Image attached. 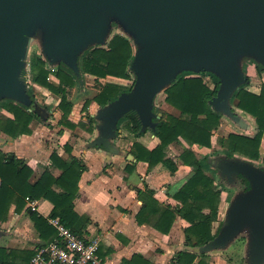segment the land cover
Here are the masks:
<instances>
[{"label": "water", "instance_id": "obj_1", "mask_svg": "<svg viewBox=\"0 0 264 264\" xmlns=\"http://www.w3.org/2000/svg\"><path fill=\"white\" fill-rule=\"evenodd\" d=\"M114 28L133 47L129 70L134 80L93 114L96 135L85 146L101 150L104 164L113 155L134 160L115 143L120 119L134 112L140 131L154 132L161 116L157 98L184 72L216 76L211 109L243 131L253 128L231 100L249 82L245 59L264 68V0H0V101L22 104L46 121L50 112L32 101L24 76L30 46L37 44L48 65L63 64L80 80V57L92 46H106ZM5 143L0 138V146ZM214 163L221 177L241 175L249 187L231 198L212 239L183 243L176 253L225 251L244 236V264H264V164L226 154ZM6 234L0 229V237Z\"/></svg>", "mask_w": 264, "mask_h": 264}, {"label": "trees", "instance_id": "obj_2", "mask_svg": "<svg viewBox=\"0 0 264 264\" xmlns=\"http://www.w3.org/2000/svg\"><path fill=\"white\" fill-rule=\"evenodd\" d=\"M132 56L131 42L122 34H113L105 47L92 46L82 54L79 59L81 73L94 76L93 86L97 89L92 99L85 100L84 110L91 101L103 106L121 92L130 89L112 83L102 84L98 78L107 75L129 78ZM186 73L188 72L179 75L163 92L164 101L173 108V111H160L161 116L155 119L156 126L153 133L158 138V143L153 148H148L137 140L142 132L134 112H129L120 119L118 126L126 118V123L123 125L130 137L126 135L123 140L131 141L126 145L127 151L137 161L147 162L149 170L157 164H161L171 173L178 169L179 163L191 168L185 181L173 192L168 193V196L176 201L174 204L159 202L153 197L154 190L147 187L144 191L136 189L142 205L135 218L138 223L148 220L159 231L167 233L175 219L180 217L189 223L183 229L184 242L195 246L206 243L216 234L212 231V226L218 215L221 196L212 176L206 172V160L197 158L189 147L195 144L205 148L212 146L211 137L221 123V114L213 111L208 104V100L216 94L218 81L216 80L214 87H210L201 75L184 76ZM50 74L58 79V83L49 79ZM29 78L32 83L60 97L57 105V109L61 112L59 125L73 131L77 127L92 130L93 118L90 114L84 122L74 123L69 119L74 105L72 97L77 78L68 67L59 64L55 70H51L47 67V62L34 53L29 61ZM232 102L242 112L254 117L256 132L252 136L230 132L227 136L218 137L217 142L223 147L227 156L241 154L252 160H261L264 164V157L261 158L259 150L261 139L264 137V83L258 93L249 90L246 85L241 86L233 94ZM3 109L9 114L1 113ZM37 117L34 112L28 110V107L5 99L0 107V132L11 138L30 134L31 122ZM58 132L62 133V130ZM180 139L187 142L189 147L179 153L168 154L169 145L178 143ZM63 147L68 156H62L53 149L49 155L50 163L44 166L38 175L34 174L24 158L15 154L13 158H9L8 153L0 149V223L9 219L12 206L15 212L23 211L37 232L39 241L36 246L53 240L56 231L48 223L47 218L38 211L28 212L27 197L50 201L53 207L49 216L58 218L77 234L81 233L78 226L81 217L74 209V199L78 192V182L87 166L81 157L72 154L71 144L65 142ZM134 164L135 162H128L125 169L133 170ZM54 169L59 170L57 175L53 174ZM35 247L0 244V264H29ZM121 264H151V262L143 255L134 253L130 258H124ZM168 264H210V262L206 253L180 251L176 256L171 257Z\"/></svg>", "mask_w": 264, "mask_h": 264}, {"label": "crops", "instance_id": "obj_3", "mask_svg": "<svg viewBox=\"0 0 264 264\" xmlns=\"http://www.w3.org/2000/svg\"><path fill=\"white\" fill-rule=\"evenodd\" d=\"M31 126V134H23L6 143L14 148L17 157L24 158L30 165L35 164L38 169L50 163L49 155L54 148L49 144L43 149L40 139L34 137L37 126L34 123ZM74 131L80 135L81 142L74 145L69 143L73 146L72 154L81 157L87 166L78 182V192L74 199V209L81 217L78 223L80 234L98 235L101 238L99 255L103 264H121L124 258H130L134 253L143 255L151 264H168L171 257L177 255V247L185 243L183 229L189 223L177 217L167 233L159 231L148 220L138 223L135 215L142 205V200L136 189L144 191L147 187L154 190L153 197L159 202L174 204L176 201L168 196V193L173 192L185 181L191 168L179 165L178 169L171 173L161 164H157L149 170L147 162L137 161L135 158L128 160L124 155H113L109 163L104 164L105 156L101 150L85 146L96 135L94 123L91 131L81 127ZM68 136L67 131H62L59 139H68ZM119 140L120 138L116 141ZM137 140L148 148H153L158 143V138L150 129L142 132ZM58 143L61 144L56 150L60 155L67 157L68 154L64 150L60 152L64 142ZM117 145L121 151L128 153L125 151L126 146L123 147L120 142ZM128 162H135L131 171L125 169ZM58 173V169L53 170L54 175ZM38 206V212L43 216L49 215L53 207L46 199H39ZM11 213H14V222L18 221L24 212H15L12 206L10 216ZM12 222L3 223H9L11 226ZM27 223L28 221H24V226H27ZM19 236L20 234L18 239L21 238ZM34 240V243H38V236Z\"/></svg>", "mask_w": 264, "mask_h": 264}, {"label": "rangeland", "instance_id": "obj_4", "mask_svg": "<svg viewBox=\"0 0 264 264\" xmlns=\"http://www.w3.org/2000/svg\"><path fill=\"white\" fill-rule=\"evenodd\" d=\"M113 34H121V31L117 28H114L112 31V35ZM34 53H37L38 55H40L38 46L35 43H33L30 46L29 57H31V55ZM57 66H54V69H56ZM243 70H244L245 74L249 77V82L245 84L246 87L249 90H251L255 93H258L260 91V87H261L262 83H264V68L252 60L245 59L243 61ZM28 73H29V69H28V71L24 72V75L26 78H27ZM201 73H204V74H201ZM201 73L188 72V73L184 74V76L201 75L210 87L215 86L216 80L218 81V86H219V80L216 76L211 74L215 77L214 78L213 76L210 75V73H207V72H201ZM51 79H52V81H54V83H58V79L55 76H52ZM94 79H95L94 76L87 74V73H83V74H81V79L76 80V86H75L73 97H72V99L74 101V105H73L72 111L69 115V119L74 123H77L80 121L84 122L87 115H89V114L93 118V123L95 121L93 114L96 113V110L100 107V105H98L95 101H91V103L88 105V107L85 110L83 109V105H84L85 100L86 99H92L93 96L97 93V89L93 86L94 81H95ZM98 80L102 84L112 83V84L120 85L124 89H129V87L131 88V86L133 84L134 78L132 75L129 78H120V77L107 75L105 77H99ZM218 86H217V88H218ZM30 88L31 89L29 90L30 91L29 94L31 96V99H35L39 106L45 108L46 110H50V113H49L46 121L42 120L41 117L38 116L37 118L33 119L31 122V125H32V123H34L38 128L37 132L34 134V137L35 138L38 137L40 139V141H41L40 143L42 145L41 147L44 149V146L52 144V147L54 149L58 150V147L61 144V143L59 144L58 141H61L62 143L63 142L64 143L65 142L72 143L73 145L75 143L81 142V139L79 138V136H80L79 134H77L75 131L69 129L68 127H63V126L58 124L59 123L58 120L60 118L61 112L57 109V105L59 103L60 97L58 95H55L54 93H52L51 91L47 90L44 87H34V86L30 85ZM2 102H3V100L0 101V107L2 105ZM231 102H232V100H231ZM232 104L234 105L233 102H232ZM164 110L165 111H173V108H171L170 106L167 105V103L164 101V94L161 93L157 98L156 112H160V111H164ZM1 113L9 114L4 109H3V111H1ZM241 113H243V115L247 118V120L252 124L253 128H251L250 130H244L243 131V130L239 129L228 117L221 115V123H220L219 127L213 131V134L211 137L212 146L210 148L201 147V146L196 145V144L191 145L189 147L187 142L180 139V141L178 143L170 144L169 145L170 147H168V150H167L168 154H170L172 152L179 153L182 149L189 147L194 151L197 158L206 160V168H205L206 172L210 176H212V178L214 180V185L216 186L217 189L220 190V196H221L218 215H217L216 220L213 222V226H212L213 232H217V230L219 229V227H220V225L224 219L225 210H226L231 198L234 196V194L238 191L246 190L249 187V185H248L247 188L244 189V186L239 181V178L237 177V175L234 177L233 180H229L227 177H221L217 173V169H216L215 165H213L211 162L212 159H219V157L221 155L225 154L223 147L217 142L218 137L227 136V134L230 132H238V133H242L245 135L252 136L256 132V123H255L254 117L250 116L248 114H245L244 112H241ZM121 123L122 124L119 127L122 130L121 131L122 136H119L120 140L118 142H120V144L123 147H125L126 144L129 143V140L124 141L123 137L126 135H128V137H130L128 130L123 125L124 123H126V118H124ZM31 128H32V126H31ZM60 129L62 131L68 132V135H69L68 139H64V140L59 139V136H61V134H62V133L58 132ZM0 138L5 139L6 142L16 139V138L8 137L1 132H0ZM118 142L115 141L116 144H118ZM63 144H62V149L60 152H63V150H64ZM0 149L4 153H8V154L13 153L16 155V151L8 143L1 145ZM126 150L127 149L125 148V151ZM259 150H260L261 158H263L264 157V137H262V139H261V144H260ZM234 155L243 156L241 154H234ZM243 157H245V156H243ZM245 158L249 159L247 157H245ZM249 160H252V159H249ZM252 161L257 162V163L262 162L261 160H252ZM27 164L32 168L35 175H38L44 167V165H43L42 167H40L41 169L40 168L37 169L35 164H32V163H31V165L29 163H27ZM39 165H41L40 162H39ZM179 165H183V164L179 163ZM9 217H10V219L5 221V222H8V221H9V223L12 222L14 219L13 218L14 213H11V216L9 215ZM24 221H28L27 226H24V224H23ZM9 223L8 224L7 223H0V229L7 231L6 235L0 237V244L7 245V246L11 245L14 247L34 248V245L36 244V242L34 243V241H35L34 239L38 235H37V232H36L32 222H31V220L26 215V213H23V216L20 217L18 219V221L14 220V222L11 223V226ZM21 229H23V230H21ZM19 234H20L21 238L18 239ZM244 245H245V237L239 236L233 242L231 247L228 248L227 250H225V251L215 250V251L208 253V260L211 264H219V263L220 264H244L245 263V258L243 256Z\"/></svg>", "mask_w": 264, "mask_h": 264}, {"label": "built area", "instance_id": "obj_5", "mask_svg": "<svg viewBox=\"0 0 264 264\" xmlns=\"http://www.w3.org/2000/svg\"><path fill=\"white\" fill-rule=\"evenodd\" d=\"M51 70L54 66L47 64ZM53 75H49L51 79ZM29 85L41 87L32 83L27 75ZM27 208L38 211V200L26 198ZM48 223L55 229L53 240L35 247L29 264H103L99 255L101 238L98 235L86 236L77 234L65 226L58 218L45 216Z\"/></svg>", "mask_w": 264, "mask_h": 264}, {"label": "flooded vegetation", "instance_id": "obj_6", "mask_svg": "<svg viewBox=\"0 0 264 264\" xmlns=\"http://www.w3.org/2000/svg\"><path fill=\"white\" fill-rule=\"evenodd\" d=\"M25 76V75H24ZM25 79H27L26 77H25ZM30 86V85H29ZM32 101H35L36 103H37V101L35 100V99H32ZM37 105H38V103H37ZM47 111H49L50 112V110H47ZM33 112V111H32ZM35 113V112H34ZM36 115H37V113H35ZM38 116V115H37ZM48 118V117H47ZM213 161H212V164L213 165H215V163H214V161H217L218 159H212ZM237 177L239 178V181L242 183V185L244 186V189L245 188H247V186H248V181L245 179V178H243L241 175H237Z\"/></svg>", "mask_w": 264, "mask_h": 264}]
</instances>
